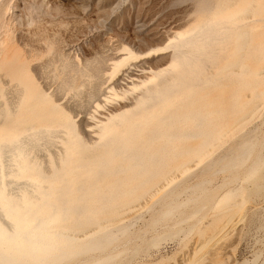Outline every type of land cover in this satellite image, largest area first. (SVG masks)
<instances>
[{
    "label": "rangeland",
    "instance_id": "rangeland-1",
    "mask_svg": "<svg viewBox=\"0 0 264 264\" xmlns=\"http://www.w3.org/2000/svg\"><path fill=\"white\" fill-rule=\"evenodd\" d=\"M192 14L191 1L189 0H0V39L10 35L13 43V46L8 49L7 55L0 56V146L8 148L4 150L0 147V185L4 186L2 183L5 185L10 183V186L6 188L13 197L14 195L20 196L21 192L26 191V194L33 192V183L53 185V187L55 185L56 190L69 183L70 189L75 191L79 190L81 185V188H83L78 192L80 194L84 192V194H88L92 189L101 191V194H108L119 183L121 184L114 189L116 190L114 195L128 190L137 191L129 194L130 197L120 200L113 199L114 201L116 200V204L113 200L111 202L110 199L107 204H104L106 203L104 201V203H96L93 205L94 208L91 205L92 203L84 204L81 207L82 210L75 209L71 211L73 215H69L70 211L64 212L63 218L58 221L59 223L57 222L58 225L53 227L54 230L56 229L54 233L44 234V237L43 235L41 236L42 241L44 239L52 241L51 256L47 258L44 264H49L50 261L53 262L50 264H94V260L98 258L107 259V263L104 264H194L196 261L198 262L195 264H244L245 262L247 264H264V198L247 204L246 209L244 208L240 214L239 221L238 219L235 221L236 224L228 229L227 234L223 233V236L227 235L224 240L219 239L221 237L219 235L218 238L216 237L217 239L211 240L198 255H193L194 249L198 250L203 246V242L207 237L206 234L200 233L199 230L202 231L206 227L208 228L211 220L216 219V209L211 211L210 208L218 200L219 195L223 196L230 189L236 187L243 189L245 186L241 178L237 181L233 178L228 179V175L232 174V171L218 172L219 167L226 164L227 160L236 154V150L229 151V148H235L234 144L232 146L226 145L211 157L206 155L203 158V155L199 158H193L192 151L196 149L195 143L199 139L197 141L192 140L194 145H191V139H189L190 141H184V139L180 138L177 141L181 143L176 141L172 144V146H177V144L179 146V143L183 144V147H177L179 153L176 147L172 149L171 145L166 148L165 153L162 154V166L156 176L152 178L147 175L135 177L134 173L131 172L129 174L127 171L124 172V169L120 171L121 167H124L129 162L122 160V157H117L118 159L112 157L114 158L112 160L110 159L111 156L105 155L107 154L105 152L106 149L104 147V149L101 148V139L104 136L102 133L106 131L109 125L114 124L115 126L110 127H117V129L122 130L120 126H116V124L121 125L122 120H128V122H124L126 124L122 125V127L131 126L135 121H139L140 116L138 114L142 111L139 106H144V99L141 96L146 93V90L147 92L149 91L147 94L154 93V99L158 100L160 102L158 105L162 107L163 96L158 94L160 89L157 82L158 78L156 77L163 72L165 74L164 77L175 75L179 72V68L176 69V63L173 62L172 47L180 42L181 39L190 35L191 32L189 31L193 24L191 22ZM130 54L132 56H129ZM98 58L104 60V69L101 74L102 77L100 76L97 82L92 79L91 81L87 76L86 78L83 76L84 85L82 84L75 91L60 89V83L63 78L62 68L65 65L73 64L77 68L82 69L85 65L92 64ZM130 58L135 59L131 60ZM84 61L87 64H82ZM151 70L152 72H150ZM158 71L162 73H157ZM122 73L123 75L121 76ZM216 73L217 70L211 68L205 74L206 77L216 78ZM118 78H120L119 82L122 88L110 91V88L118 83ZM94 83H97V96L92 97V100L89 101L87 97L88 85L92 84L93 86ZM143 85L146 86L144 87ZM19 89L21 90L19 91ZM191 90L193 92L184 93L186 96L183 93L180 95L179 93H174V97H171V108L174 109L172 111L176 114L173 118L176 122H173V124L176 123V125L174 124L175 128L180 125L181 128L179 127L180 129L177 130H182V132L183 129L192 127L185 123L184 120L187 121V119H184L185 117L190 118L188 119L190 120L189 123L196 124L202 120L204 115V107L201 100H204L202 98L207 95L208 90H201L204 92L198 94L197 92L200 91L199 87L191 88ZM263 90L264 85L255 90L262 97V99L260 97L256 98L257 100L254 99V102H258L259 107L251 119L248 120L249 122L243 123L240 127L241 129L237 133L239 137L236 140V143L255 140L263 142V149L261 150L260 147L256 149V151L260 149L261 154H264ZM193 93L194 97L200 96L201 100H196L200 98L196 97L195 100L192 99L191 103H189L190 99L193 98L190 95L193 96ZM40 98L42 100H39ZM147 98L148 96L146 100ZM178 102L184 103L185 106H179L181 103ZM194 103L201 105H198L197 108V105L193 106ZM43 104H46V107L42 109ZM38 105L41 106V109L32 108ZM135 106L137 108L136 112L130 110V108L134 110ZM47 107H50L51 110L50 108L48 110ZM194 107L198 111H194ZM177 108L181 110H177ZM183 108L188 113L183 111ZM12 110L17 114H13ZM199 110L202 112L199 113ZM51 111L56 113L51 114ZM65 114H67L66 117L69 114L66 120L63 118ZM132 114L133 117H131ZM13 115L17 117L18 121H22L21 119L24 117L35 115L44 117L41 120L42 122H40V126L41 129H44V132L46 130L45 136L47 138L44 141H32L29 148H32V146L37 148L29 150L28 155L30 160L37 162L35 164L39 167L41 166L39 176L44 175L46 181L26 174L14 177L16 168L14 167L15 163L11 162L10 156L14 155L10 153L12 146L9 144L12 142L11 140L17 139L13 138V121L15 120ZM120 116H124V118ZM58 117L60 120H58ZM129 118H131V121L135 120L131 123ZM195 118L199 120L196 122ZM61 119L63 120L61 121ZM142 119L143 117L140 118V120ZM179 119H183L182 121L184 122H179ZM43 120L50 121L52 124ZM64 122L67 123L65 124ZM44 123L45 125H42ZM67 124L70 126H67ZM182 125L186 127L184 128ZM190 130L195 131V128L192 127ZM101 135L103 136L101 137ZM21 136H23L22 133H20ZM6 140L8 141L6 142ZM81 140L84 145L86 144L87 149L91 147L92 151H89L88 157L77 158L79 162H74V159L71 158L70 163L73 161V167H69L68 171L73 175L64 177L62 174H66V171L62 169L64 164V161H62L64 158L62 159V157L65 156L66 150L70 149L69 147H78L79 142H82ZM186 142L187 144L191 143L190 146H187L190 150L188 148L186 150ZM159 143L157 142L156 144ZM169 148L174 151L170 152ZM95 149L96 152H94ZM100 149L105 151L100 152ZM155 150L151 153H156L154 152ZM168 151L169 154H167ZM186 151H190V153L182 154ZM91 152H94V155L104 154L106 156L103 157V159L105 158V161L103 160L104 164L98 158L90 160L92 159ZM177 153L181 157H178ZM101 154L98 156L99 158H102ZM182 155L188 158L192 155L190 158L193 159L183 158ZM171 156L175 157V159L171 158ZM255 156L256 153L248 164L254 161ZM170 158L173 160L169 161L168 159ZM106 159L109 161H106ZM175 160L180 165L170 163L175 162ZM99 161H101V164H99ZM118 163H123L124 165L121 164V166L119 164L120 167ZM78 166H80V170ZM81 166L86 167L83 169ZM167 166L169 167L167 168ZM106 167H110L108 171H104ZM114 167L118 169L120 176L118 172L116 173L117 170ZM161 169L163 170L159 173ZM111 170L116 174L112 176L113 178L110 175L112 173ZM134 170L137 171L138 168H134ZM99 171L103 172L100 173ZM10 172L12 173L10 174ZM104 172L111 179L106 177H104L106 180L100 179L99 177H103ZM164 172L170 173L166 177ZM162 173L164 174L162 175ZM87 174L90 176H87ZM243 174L241 173L239 177H242ZM125 175L130 177L124 178ZM7 176L9 177L8 180ZM55 177L60 178L61 181ZM64 178L66 179L64 180ZM97 178L100 180L98 181ZM136 178L137 180H135ZM156 178H159V180ZM119 179L125 184L118 181ZM224 179L226 182L224 183L225 185H222ZM143 180H148L146 184L142 185V188L145 187L144 190L138 186V183ZM150 180L155 181L152 182ZM102 185L104 186L102 187ZM111 185L113 188H111ZM104 187H106V190L103 191ZM138 187L143 191L141 190V192ZM10 188H13V191H10ZM86 189L88 190L86 191ZM136 194L139 197H136ZM209 195L211 196L208 199ZM131 196L132 199H130ZM85 207L86 209H83ZM111 207H113L112 212H110ZM115 207H117L116 210ZM108 208L110 211H108ZM81 211L83 215L78 216ZM103 211L109 214L105 213V215ZM99 213L103 215H99ZM5 215L2 212L0 219L9 224ZM83 218L86 220L83 221ZM98 218L99 220H97ZM71 235L74 239L70 237ZM110 235L112 238H109ZM47 237L51 240L47 239ZM53 238H55V241ZM66 241H69L67 245ZM86 243L89 244L86 246ZM58 244H61V246H58ZM95 244H99V247L92 251V247ZM81 245L84 248H80L82 247ZM13 246L23 248L21 240H18ZM65 246L68 247L66 248ZM63 252L68 259L62 258ZM71 253L74 254L71 255ZM57 255L59 257L58 260L54 259V257L58 258ZM69 255L71 259H69ZM192 259H194V262Z\"/></svg>",
    "mask_w": 264,
    "mask_h": 264
},
{
    "label": "bare ground",
    "instance_id": "bare-ground-1",
    "mask_svg": "<svg viewBox=\"0 0 264 264\" xmlns=\"http://www.w3.org/2000/svg\"><path fill=\"white\" fill-rule=\"evenodd\" d=\"M189 1H191V11L193 13L191 15V22L193 24H192L191 28L189 27L190 28L189 32H191V33L188 37H184V39H181L180 42H178L177 44H175L172 47V49H173L172 54H173V58H174L173 62L176 63V69L179 68V72H177V74H175V75H171V76L168 75L166 77H164L165 76V74H163L164 72L163 73L160 71L157 72V73H162L156 77V78H158L157 82H158V86L160 89L158 91V94H161L163 96V100L161 101L162 107H160L158 105V103H160V102L158 100L156 101V99H154V96H155L154 93L147 94L149 91L147 92V90H146V93L142 94V96H141L144 99V103H143L144 106L142 107V105L139 106L136 104L137 106L141 107L142 111L138 114V116H140V118L143 117V119L140 120V118H139L138 119L139 121H137V122L135 121L134 123H132V121L135 119H133L131 121L130 120L131 118H129V121H131V123H132V124L130 123L131 126H123V127H122V125L126 124V123L124 124V122H128V120L127 119H126V121L122 120V124L120 123L121 125L116 124V126H120L122 130L117 129V127H110V126H115L113 123H112L113 125H109V127L106 125V127H108V128L104 127V128H106V131L104 133H102L104 136L101 135V137L103 136V138L101 139L102 146L100 144L101 148L104 147L106 149V151L100 149L101 150L100 152L105 151L107 153L105 155L111 156L110 159H112V160H114V158H117V157H122V160H125V162H129V163H126L125 165L123 163H121L122 165H124V167H121L122 165L120 163H118V165L119 164L121 165V166L119 165L121 167L120 171L124 169V172L127 171V173H129V174L131 172L134 173L135 177H141L143 175H147V176L152 178V177L156 176V173L158 172V170L162 166L161 165L163 163L162 154L165 153L166 148H168L170 145H171L172 149H173V147H176V150H178L177 147H179V146L181 148V146L183 144H180L181 142L177 141L180 138L184 139V141L185 140L188 141L189 139H191V141L192 140L197 141L199 139L197 141V143H195L196 149L192 151L193 158H199L200 156H203V155H204L203 158L206 155L208 157H211L214 153L219 152L226 145H230V146H232L233 144L235 145V148H229V151L236 150V154L233 155L230 159H228L226 164L221 165L219 167L218 172L223 173L226 170L232 171V174L228 175V179L233 178L235 181H237V180H239V178H241L242 179L241 181L245 184V186L243 187V189L238 188V187L230 189L225 194H223V196L220 194L218 197V200L213 203L210 210L212 211V210L216 209V211H215L217 213L216 219L214 220L212 218L213 220H211V222L208 224V228L206 227V229H204L202 231L199 230L200 233L206 234L207 237L205 238V241H204L205 243L203 242V246H201L198 250L194 249L193 255L194 254L198 255L201 252V250L204 249V247H206V245L211 240L217 239L219 235L221 236L219 239L224 240V238L227 235L223 236V233L227 234L226 232L228 231V229L234 227V225L236 224L235 221L237 219L239 221V217H240L241 212L243 211V209L247 206V204L249 202H256L257 200L264 198V154H261V150L263 149L262 148L263 142H259V141L255 140V141H243V142L236 143V140L239 137L237 135V133H239L238 131H239V129H241L240 127L243 125V123H245L251 119V117L256 113L257 108L259 107L258 102H254V99H256V98L258 99L260 97V93L259 92L256 93L255 90L258 87H261L264 85V0H189ZM6 35H8V34H6ZM4 37H5L4 39H0L1 40L0 41V56L7 55L8 49H10L13 46L12 37L10 35L4 36ZM220 45H221V47H219ZM230 45H231V47H230ZM129 51H131V50H129ZM126 53H129V52H126ZM91 55H93V54L91 53ZM129 56H132V55L130 54ZM135 58H133V59H135ZM121 59H123V58H121ZM133 59H131V60H133ZM117 61H119V60H117ZM90 62H92V61H90ZM84 63H86V62L84 61L82 64H84ZM110 65H112V64H110ZM115 66H117V65H115ZM211 68L217 70L216 78L206 77L205 73L208 72ZM12 69H13V67H12ZM62 69H63V72H62L63 78H62V82L60 83L61 84L60 89L75 91L79 86H81L83 84V81H82L83 76L85 78L87 76L90 78V80L92 79V80H95L96 82L100 79V76L102 77L101 74H102L103 69H104V60L101 58L95 59V61H93L92 64L85 65V67L82 69L77 68L73 64H67ZM150 72H152V70ZM127 73H129V72H127ZM122 75H123V73L121 74V76ZM125 76H127V75H125ZM119 79L120 78H118V83H116L115 86L110 88V91H114L115 89L122 88V86L119 82ZM131 86L134 87L133 85H131ZM140 86H142V85H140ZM194 87H197V88L199 87L200 91L201 90H208L207 95L205 97L203 96V98H202L204 100H201L200 96H198L200 98H198L196 96L198 98L196 100H198V101L201 100L203 102V107H204L203 108V114L204 115H203V118L201 121L197 122V120H199V119H196L197 117L195 118L196 122H197L196 124L195 123L192 124L191 122H190L191 123L190 124L189 123L190 120H188L190 118H186L184 116L185 117L184 119H187V121H188L187 122L186 120H184L185 123H188L189 126L191 125L192 127H194L195 131L190 130V128H192V127H189V128L183 129V132H182V130H177V129L181 128L179 124H177V125H179L180 128L179 127L175 128L174 124L176 125V123L173 124V122H176V120L173 119L176 114H175V112L173 113L172 110H174V109L171 108V105H172L171 97L172 96L174 97V93H176V94L179 93V95L182 93L183 94L184 93H186V94L191 93V92H193L191 90V88H194ZM137 88H139V87H137ZM107 89L109 90L108 87H107ZM178 89H180V90H178ZM20 90L21 89H19V91ZM215 90H217V91H215ZM16 91H17V89H16ZM200 91L197 92V94L204 92V91H201V92ZM96 94H97V83L96 84L94 83L93 86H92V84H89L88 85V91H87L88 100L89 101L92 100V97L97 96ZM186 94H184V95L186 96ZM197 94H195V95H197ZM32 95H33V93H32ZM147 96H148V98L146 100ZM190 96L193 98L190 99L189 103H191L192 99L195 100V98H196V97H194V93H193V96L192 95H190ZM182 98L186 99L184 97H182ZM187 98H189V97H187ZM153 99H154V101H152ZM260 99H262V97H260ZM16 100H17V98H16ZM39 100H42V99L40 98ZM17 101H19V100H17ZM17 101H15V102H17ZM46 101H48V100H46ZM136 101H138V100L136 99ZM176 103H177V101H176ZM178 103H181V102H178ZM185 103H186V100H185ZM46 104H43L45 106L42 105V109H43V107H46ZM51 104H53V103H51ZM180 105H184V103L179 104V106ZM196 105L198 108L199 104H196V103L193 104V106H196ZM31 106H33V105H31ZM32 108L41 109V106L38 105V106H35ZM49 108L47 107L48 110H49ZM185 108H183L184 109L183 111L187 112V110H185ZM197 108L194 107V109L193 108L192 109L194 111H198ZM201 108H202V106H201ZM58 109H59V107H58ZM50 110H51V108H50ZM130 110L136 112L135 110H137V108L135 106L134 110L131 108H130ZM177 110H181V109L177 108ZM111 112H113V111H111ZM178 112H180V111H178ZM200 112H202V111L199 110V113ZM12 113L15 115L17 114L13 110H12ZM53 113L55 114L56 112H52L51 114H53ZM128 114H131V113H128ZM183 114H184V112H183ZM15 115H13V116H15ZM23 115L25 116V114H23ZM41 115H42V113H41ZM41 115L24 117L21 119L22 121H20V120L18 121L17 117L15 116V120L13 121V126H14L13 138H17V139L11 140L12 141V142L10 141L11 143L8 142L12 146L10 153L12 155H14V156H10L11 162L15 163L14 167L16 168L14 171L15 172L14 177L17 175H20V174H26L28 176L32 175L35 178L39 177V178L45 180L44 175L39 176L41 166L39 167L37 164H35L37 162L30 160L29 155H28L29 150H34V148H37L36 146H32V148H29L32 141L33 142L44 141V139L47 138L45 136L46 130L44 132V129H41V126H40V122H42L41 120L44 118ZM66 115L67 114H65V117H63V118H65L64 120H66L67 117L69 116V114L67 117H66ZM144 115H146V116H144ZM59 116H60V114H59ZM124 116H126V115H124ZM124 116H120V117L124 118ZM55 117H56V115H55ZM131 117H133V114ZM116 118H118V117H116ZM57 119H56V121H57ZM106 119H109V118H106ZM118 119H120V118H118ZM53 120H54V117H53ZM58 120H60V118ZM62 120L63 119H61V121ZM182 120L183 119H179V122L180 121L184 122ZM43 121H45V120H43ZM47 122H50V121H47ZM50 123L52 124V122H50ZM42 125H45V123ZM48 125H50V124L48 123ZM95 125H94V127H95ZM183 125H182V127H184ZM185 125H187V124H185ZM67 126H70V125L67 124ZM97 129H100V128H97ZM178 131H180V132H178ZM13 133H9V134H13ZM20 133H22L23 136L20 137ZM5 136H6V134H5ZM200 139H201V141H200ZM74 140H76V139H74ZM7 141L8 140H6V142ZM27 141H29V142H27ZM176 141L180 142L179 146H178V144H177V146L176 145L172 146V144H174ZM184 141H182V142H184ZM194 141H192L191 142L192 144L191 143L190 144L194 145V143H193ZM6 142H4V143H6ZM73 142H75V141H73ZM157 142H160V143L156 144ZM2 143H3V141H2ZM94 144H93V146H94ZM96 144H97V142H96ZM154 144H156L157 147H155L156 145H154ZM186 144H187V142L185 143V145ZM190 144L186 145V150L188 148L187 146L188 145L190 146ZM85 145L82 141V142H79L78 147L77 146L73 147V148L69 147L70 149L66 150L65 156L62 155L63 156L62 159L64 158L62 160V161H64V164H63V166L61 165L63 167L62 169L64 171H66V174H64V173L63 174L59 173V174H62V176H64V177H67V175H69V176L73 175V174H71L70 171H68V169H70L69 167H73V161H72V163H70V159L73 158L74 162H77V161L79 162V160L77 158L85 157V156L88 157V154L90 153L89 151H92V150L90 149L91 147H89L90 150L87 149L88 147H86ZM3 146H5V145H3ZM69 146H71V145L69 144ZM72 146H73V144H72ZM0 147H2V146H0ZM259 147L261 148V150L259 149L258 151H256V149ZM2 148H1V150H2ZM171 148H169V151L173 152L174 150L171 151ZM3 149L6 150L8 148H3ZM154 149H156L154 151L156 153L153 154L151 152ZM183 149H185V148H183ZM188 150H190V149L188 148ZM169 151L167 152V154H169ZM94 152H96V149ZM94 152H91L92 159H90V160H94V159L98 158V159H101V161L103 162L102 164H104L105 158L103 159V157H106V156L104 154L99 153V152H98L99 154L94 155ZM178 153H179V150H178ZM178 153L176 155H178V157H179L180 154H178ZM189 153H190V151H186L182 154L186 155ZM255 153H256V156H255L254 161L251 164H248ZM100 154H101L102 158L98 157ZM0 155H1V153H0ZM185 155H182V156H183V158L187 159L188 157ZM192 155H190V156H192ZM190 156H189V158H190ZM10 157H9V159H10ZM112 157H114V158H112ZM178 157H176V158H178ZM107 158L109 159V157H107ZM171 158L175 159V157H172V156H171ZM193 158H190V159H193ZM108 159H106V161ZM170 159H168V160L169 161L173 160V159H171V160ZM180 159H182V158H180ZM82 160H85V159H82ZM101 161H99V164H101L100 163ZM183 161H185V160H183ZM115 162H117V161H115ZM88 163H90V161H88ZM170 163H173V164L177 163L174 165H180V164H178L179 162H176V160H175V162H170ZM7 164H9V163H7ZM112 164L114 165V163H112ZM92 165L94 166V164H92ZM168 165H170V164L168 163ZM55 166L57 167V165H55ZM107 166H109V165H107ZM84 167H86V166H84ZM84 167H82V168L84 169ZM120 167H118V168H120ZM168 167L169 166H167V168ZM79 168H80V166H78V169ZM109 168L110 167H106V170H104V171H108ZM134 168H138V170L137 171L134 170V171H136V172H134L133 171ZM114 169H116V167H114ZM116 170H117L116 171V173H117L118 169H116ZM162 170L163 169H161V171H159V173L162 172ZM169 171L171 172L170 169H169ZM4 172H6V171L4 170ZM89 172H92V171H89ZM102 172L103 171H101L100 173H102ZM109 172H110V170H109ZM111 172L112 173H110V175H111V178H113L112 176H115L116 174L113 173L112 170H111ZM170 172H164V173H166V177ZM11 173L12 172H10V174ZM75 173H76V170H75ZM84 173H86V171H84ZM164 173H162V175ZM241 173H244V174L242 175V177H239ZM104 174H105V172H104ZM104 174H103V177L100 176L99 178L100 179L101 178L104 179V177L110 178L108 175H107L108 176L107 177L106 174L104 176ZM112 174H114V175H112ZM118 174H119V172H118ZM83 175H86V174H83ZM88 175L89 174H87V176ZM62 176H59V177L63 178ZM119 176H120V174H119ZM159 176H161V175H159ZM12 177H13V174H12ZM71 177H73V176H71ZM78 177H79V175H78ZM81 177H82V175H81ZM81 177H79V178H81ZM127 177H130V176L125 175L124 178H127ZM8 179H9V177L7 178V180ZM56 179H54V180H56ZM58 179L60 180V178H58ZM65 179L66 178H64V180ZM100 179L97 178L98 181ZM110 179H107V180H110ZM156 179L159 180V178H156ZM225 179H227V178H225ZM225 179L223 180L222 185H225L224 184L226 182ZM0 180H1V177H0ZM104 180H106V179H104ZM135 180H137V178ZM148 180H143L142 182H139L138 186H140L142 188V185L146 184L148 182ZM155 180H150V181L154 182ZM2 181H3V178H2ZM68 181H69V179H68ZM118 181H121V179H119ZM64 182H66V181H64ZM115 182H117V181H115ZM121 182L123 183V181H121ZM125 182H127V181H125ZM96 183H98V182H96ZM106 183H107V181H106ZM127 183H129V182H127ZM119 184H121V183H119ZM119 184H117V186H119ZM123 184H125V183H123ZM2 185H4V186L0 185V216H1L2 212L5 213L6 214L5 216H7L6 219L9 221V224L0 219V264H42V263L44 264L45 261L47 260V258H49L51 256L50 250H51L52 241L45 240V239L42 241L41 236L43 235V237H44V234L47 235V234H53L54 233V231L56 229L54 230L53 227L54 226L56 227L58 225V223H59L58 221H60L61 218H63L64 212L65 213L68 211L71 212V211H74L75 209H77V210L79 209V211H80V210H82L81 207H83L84 204L87 205V204L92 203L91 204L92 207L96 203H101L103 201L106 202V203L103 202L104 204H107V202L110 199H111L110 201L113 202L114 201L113 199L120 200V199L126 198L128 196L130 197L129 194H133V193L137 192L135 190H128L125 192H120V193L118 192L119 194L114 195V193L116 192V190H114V189L117 188V186H115V188L113 189L114 192L112 190L108 194L107 193L101 194V191H97V189L90 190L91 192L88 194H84L85 192L83 194H80L78 192L81 191L80 189L83 188V187L81 188V185L79 186L80 189L75 191V190L70 189L71 187H70L69 183L65 184V186H63V187L61 186L62 188L59 187L60 189L58 188V190L55 189V185L53 187V185H46V184L42 185L39 183H36V184L33 183V186H32L34 188L33 192L26 194V191H25V192H21L20 196L17 197V195H14V197H13V195H11V193H9L8 189L6 188L7 186H10V183H8L6 185L2 183ZM87 186H89V185H87ZM103 186L104 185H102V187ZM96 187H98V186H96ZM96 187H94V188H96ZM111 188H113L112 185H111ZM219 188H221V187H219ZM142 189L144 190L145 187ZM142 189H140V191ZM87 190L88 189H86V191ZM104 190H106V187H104L103 191ZM10 191H13V188H10ZM96 192H97V194H101V195H97ZM145 192H147V191H145ZM132 196H134V195H132ZM132 196L130 199H132ZM210 196L211 195H209L207 198L209 199ZM106 197H108V198H106ZM136 197H139V196H137V194H136ZM220 197H221V199H220ZM238 197H240V198H238ZM125 200H121V201H125ZM115 201H114V203H115ZM118 203H121V202H118ZM112 206H115V205H112ZM87 207H89V206H87ZM112 208L113 207H111V211H110V209L108 211L112 212ZM116 208L117 207H115V210H116ZM83 209H86V207ZM89 209H91V208L89 207ZM105 211H103L104 214L105 213L109 214L108 212H105ZM76 213H78V212H76ZM81 213H83V212L82 211L79 212L78 216L83 215ZM87 214H89V213H87ZM67 215H68V213H67ZM67 215H65V216H67ZM69 215H73L72 212ZM99 215H103V214L99 213ZM74 216H75V214H74ZM76 216H77V214H76ZM95 217H94V219H95ZM97 217H98V215H97ZM69 220L71 221V219H69ZM85 220L86 219H84L83 221H85ZM88 220H87V222H88ZM97 220H99V218ZM94 222L97 223L96 221H94ZM68 223H70V222H68ZM93 225H97V224H93ZM197 232H198V230H197ZM60 234H62V233H60ZM67 237H69V236H67ZM70 237H72V235ZM109 238H112V236L110 235ZM47 239H50V238L47 237ZM53 239L55 241V238H53ZM58 239H60V238H58ZM18 240H21V242L23 244V246H22L23 248L13 246ZM66 242H67L66 243V245H67L69 243V241H66ZM88 244L89 243H86V246ZM58 246H61V244L60 245L58 244ZM68 246H65V247L67 248ZM81 246L82 247H80V246L79 247L84 248L85 244H84V247H83V245H81ZM98 247H99V244H95L92 247V251L96 250ZM72 248H74V247H72ZM52 250H55V249H52ZM57 251H55V252H57ZM62 251H64V250L62 249ZM72 254H74V253H71V255ZM58 255H57V257H58ZM63 257L66 258L65 253H64V255H62V258ZM69 257H70V255H69ZM62 258H60V259H62ZM54 259L58 260L59 257L58 258L54 257ZM66 259H68V258H66ZM69 259H71V257ZM192 260L194 262V259H192ZM84 261H86V260H84ZM59 262H61V261H59ZM196 262H198V261H196ZM47 263H49V262H47ZM50 263H53V262L50 261ZM70 263H72V262H70ZM104 263H107V259L98 258V259L94 260V264H104ZM244 264H247V263L245 262Z\"/></svg>",
    "mask_w": 264,
    "mask_h": 264
}]
</instances>
